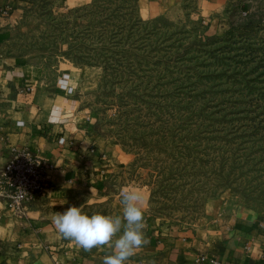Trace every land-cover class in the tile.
Masks as SVG:
<instances>
[{"label": "rangeland", "instance_id": "obj_1", "mask_svg": "<svg viewBox=\"0 0 264 264\" xmlns=\"http://www.w3.org/2000/svg\"><path fill=\"white\" fill-rule=\"evenodd\" d=\"M232 10L231 29L210 35L184 12L143 18L137 0H35L0 52L49 76L101 64L79 110L120 153L126 184L147 189L151 214L188 226L218 195L264 210V0Z\"/></svg>", "mask_w": 264, "mask_h": 264}, {"label": "crops", "instance_id": "obj_2", "mask_svg": "<svg viewBox=\"0 0 264 264\" xmlns=\"http://www.w3.org/2000/svg\"><path fill=\"white\" fill-rule=\"evenodd\" d=\"M34 1L0 0V43L2 32L14 27ZM52 1L65 8L87 0ZM245 1L137 0V8L143 18L184 12L204 21L205 33L219 35L231 29L232 8ZM3 8L6 14H1ZM63 72L74 85L72 93L57 86ZM102 75L101 64L88 62L59 65L49 76L44 63L0 52V169L12 146H26L54 165L44 190L19 213L6 205L0 188V264H103L109 247L82 250L58 234L53 218L72 205L89 215L119 214L120 191L132 186L145 195L148 243L129 264H213L207 258L198 261L202 254L222 264H264L262 209L218 195L204 202L201 214L188 226L168 224L151 214L147 189L126 184L120 153L79 110L80 101L99 87ZM60 136L64 143L58 142Z\"/></svg>", "mask_w": 264, "mask_h": 264}, {"label": "clouds", "instance_id": "obj_3", "mask_svg": "<svg viewBox=\"0 0 264 264\" xmlns=\"http://www.w3.org/2000/svg\"><path fill=\"white\" fill-rule=\"evenodd\" d=\"M145 195L139 187L120 191L119 214H86L80 206L58 212L53 224L58 234L84 251L109 247L103 264H129L137 251L148 243L145 227Z\"/></svg>", "mask_w": 264, "mask_h": 264}, {"label": "built area", "instance_id": "obj_4", "mask_svg": "<svg viewBox=\"0 0 264 264\" xmlns=\"http://www.w3.org/2000/svg\"><path fill=\"white\" fill-rule=\"evenodd\" d=\"M3 8L1 14H6ZM58 88L66 93H72L74 85L67 72L57 77ZM59 143L65 142V137L58 138ZM52 162L23 146H12L10 156L0 169V188L6 205L14 212H21L25 204L40 194L48 183L49 171L53 169ZM207 258L213 264H222L215 258L202 254L198 261Z\"/></svg>", "mask_w": 264, "mask_h": 264}]
</instances>
